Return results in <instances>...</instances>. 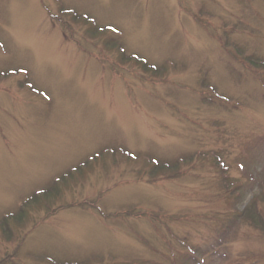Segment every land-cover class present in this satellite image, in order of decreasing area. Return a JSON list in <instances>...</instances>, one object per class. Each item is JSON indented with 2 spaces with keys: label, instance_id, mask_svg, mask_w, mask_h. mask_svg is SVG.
I'll use <instances>...</instances> for the list:
<instances>
[{
  "label": "rangeland",
  "instance_id": "1",
  "mask_svg": "<svg viewBox=\"0 0 264 264\" xmlns=\"http://www.w3.org/2000/svg\"><path fill=\"white\" fill-rule=\"evenodd\" d=\"M0 264H264V0H0Z\"/></svg>",
  "mask_w": 264,
  "mask_h": 264
},
{
  "label": "trees",
  "instance_id": "2",
  "mask_svg": "<svg viewBox=\"0 0 264 264\" xmlns=\"http://www.w3.org/2000/svg\"><path fill=\"white\" fill-rule=\"evenodd\" d=\"M44 193H47V192H46V191H43V194H44ZM40 194H41V192H37L36 197H38V195H40ZM34 198H35V195L32 196L31 198H29V200H28L27 202H25V203L27 204L28 202H31L32 200H34ZM24 206H25V205H24ZM13 216L16 217V216H15V213H12L11 216L8 215L6 218H8V217H13ZM6 218H5V219H6Z\"/></svg>",
  "mask_w": 264,
  "mask_h": 264
}]
</instances>
